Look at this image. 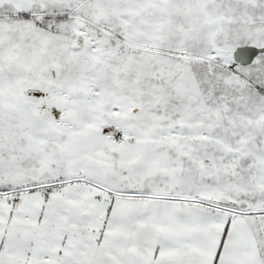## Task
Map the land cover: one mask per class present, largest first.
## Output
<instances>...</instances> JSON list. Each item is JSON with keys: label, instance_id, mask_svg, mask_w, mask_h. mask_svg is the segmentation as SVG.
I'll return each instance as SVG.
<instances>
[{"label": "snow or ice", "instance_id": "snow-or-ice-1", "mask_svg": "<svg viewBox=\"0 0 264 264\" xmlns=\"http://www.w3.org/2000/svg\"><path fill=\"white\" fill-rule=\"evenodd\" d=\"M0 264H264V0H0Z\"/></svg>", "mask_w": 264, "mask_h": 264}]
</instances>
